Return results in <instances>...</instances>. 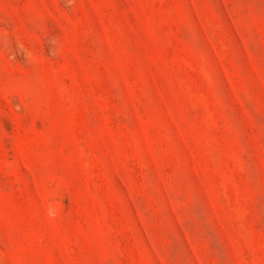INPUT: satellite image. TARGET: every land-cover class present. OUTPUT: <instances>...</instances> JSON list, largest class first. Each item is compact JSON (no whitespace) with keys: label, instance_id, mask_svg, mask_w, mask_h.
<instances>
[{"label":"rangeland","instance_id":"1","mask_svg":"<svg viewBox=\"0 0 264 264\" xmlns=\"http://www.w3.org/2000/svg\"><path fill=\"white\" fill-rule=\"evenodd\" d=\"M0 264H264V0H0Z\"/></svg>","mask_w":264,"mask_h":264}]
</instances>
